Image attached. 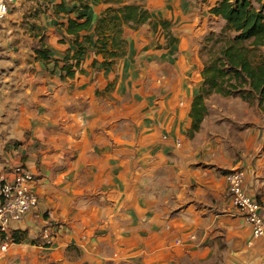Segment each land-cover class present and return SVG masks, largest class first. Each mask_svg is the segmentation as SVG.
Listing matches in <instances>:
<instances>
[{"label":"crops","instance_id":"1","mask_svg":"<svg viewBox=\"0 0 264 264\" xmlns=\"http://www.w3.org/2000/svg\"><path fill=\"white\" fill-rule=\"evenodd\" d=\"M217 1L144 0L177 41L167 45L151 22L124 26V54L104 68L89 51L65 79L33 48L43 35L60 59L70 42L54 4L74 0H20L0 19V170L29 167L57 228L41 246L39 223L13 224L24 238L0 250V264H264V243L251 238L224 175L243 168L248 189L255 168L243 164L264 144V107L211 93L188 133L203 37L224 24L209 12ZM109 5L90 2L92 27ZM248 193L264 203L257 186Z\"/></svg>","mask_w":264,"mask_h":264},{"label":"trees","instance_id":"2","mask_svg":"<svg viewBox=\"0 0 264 264\" xmlns=\"http://www.w3.org/2000/svg\"><path fill=\"white\" fill-rule=\"evenodd\" d=\"M91 1L100 0L54 4L55 12L67 16L65 31L70 42L60 59L52 57L43 35L33 48L35 59L44 65L54 61L51 69L58 70L61 79L72 78L76 72L82 71V62L89 51L102 55L100 61L94 58L93 65L99 63L104 68L109 67L115 57L124 54V26L135 29L151 22L154 30L158 25L161 27L167 45L177 41L171 31V22L152 19L142 2L105 0L110 5L95 19L92 27ZM209 12L221 17L224 24L218 32L205 35L202 41V85L192 101L189 134L199 129L206 114L204 97L211 93L222 96L237 94L246 101L256 99L258 105L264 107L261 106L264 101V0H218ZM12 234L15 240L24 238V233L18 229Z\"/></svg>","mask_w":264,"mask_h":264},{"label":"built area","instance_id":"3","mask_svg":"<svg viewBox=\"0 0 264 264\" xmlns=\"http://www.w3.org/2000/svg\"><path fill=\"white\" fill-rule=\"evenodd\" d=\"M18 0H0V19L4 18L9 7ZM227 194L238 213L251 229V238L264 243V203H260L245 190V173L241 167H233L225 172ZM34 174L29 167L19 162L0 170V250L16 242L11 226L24 222L27 226L39 223L37 238L41 246H50L57 234L39 207L38 196L32 182Z\"/></svg>","mask_w":264,"mask_h":264},{"label":"rangeland","instance_id":"4","mask_svg":"<svg viewBox=\"0 0 264 264\" xmlns=\"http://www.w3.org/2000/svg\"><path fill=\"white\" fill-rule=\"evenodd\" d=\"M20 0H18L19 2ZM130 2H143L144 0H128ZM17 3V2H16ZM15 3V4H16ZM15 4H12L10 5L9 7V10L10 8H12L13 6H15ZM9 13V11H8ZM6 17V16H5ZM4 17V18H5ZM220 27V26H219ZM222 27V26H221ZM220 27V28H221ZM218 28V25H217V29L214 30V31H211V32H218L219 29ZM207 35V34H206ZM205 37V36H204ZM204 37H203V40H204ZM201 50V49H200ZM201 55H202V52H200ZM203 57V56H202ZM208 96V95H207ZM231 96V95H230ZM229 96V97H230ZM233 97H239L241 98L240 95H232ZM242 99V98H241ZM244 100V99H242ZM246 101V100H244ZM248 103V106L249 107H253V108H256V105H258V101L256 99H253L251 101H246ZM229 104H233V103H227L226 105H229ZM262 105L261 106H264V101L263 103H261ZM259 106V105H258ZM238 155V154H236ZM19 162H22V160L16 162V163H19ZM14 163V164H16ZM252 164L253 167L255 168V172L252 174L250 180L247 182V186H248V189L246 188L247 192L249 189H254L255 186H257L259 188V190L263 193V196H264V144L260 147H258V150L256 151V153L254 152L248 159V161H245V163L243 164L245 166V164ZM255 195L258 196V194L254 191ZM254 195V196H255ZM261 196V195H260Z\"/></svg>","mask_w":264,"mask_h":264}]
</instances>
